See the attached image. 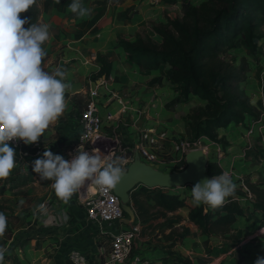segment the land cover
Masks as SVG:
<instances>
[{
  "label": "rangeland",
  "instance_id": "obj_1",
  "mask_svg": "<svg viewBox=\"0 0 264 264\" xmlns=\"http://www.w3.org/2000/svg\"><path fill=\"white\" fill-rule=\"evenodd\" d=\"M86 1H89L91 4H100L101 8L105 10L104 14L98 20H96L94 24L89 25V29L92 30L97 29L100 26L107 25L115 12L121 13L124 9L132 6L131 9L127 10L128 18L126 19H131V17L136 14V16L140 17L139 25L131 33L122 32L121 34L116 35H122L125 38L127 36H130L128 38L130 40H133L135 33L138 32L143 36L151 37L156 42H160L161 38L152 30V26L159 23H166L168 19L180 17L182 15L181 1H177L174 4H166L162 2V0ZM204 1L206 0H189L190 4L192 5H199ZM36 4L38 11L36 21L37 24H46L45 19L50 6L63 5L61 3H54V0H37ZM262 32L263 39L259 42V48L256 50V52L250 53L246 51L245 48L239 43L236 48L231 49L224 53V55H222L223 59L228 63L233 60L234 64L237 66L238 69L235 71V73L237 74V78L241 79V86L244 89V93L248 96L250 103L255 106L257 112H259V115L256 118L260 117L262 113V110L259 111L258 107L254 103L257 102V100H262V95H260L259 92V90L262 88L258 80H262V78L264 77V25L262 26ZM88 52V54L91 53L90 51ZM88 54L86 56L87 58H89ZM165 68L166 66H162L161 71L157 70L154 73L155 75L153 77H150L149 79L159 78V75L162 76V69ZM100 78L101 77L97 79L100 80ZM234 82L235 80L232 83L234 84ZM172 88L175 89L173 83ZM87 90L88 87L80 92H76L72 95L70 94L67 98H65L67 105L66 109L68 110V113H65L58 119V121L63 122L64 127L71 128L73 124H78V121L80 120L82 114V110L86 102L88 101V95L86 93ZM136 92L138 97L139 91ZM118 95L120 96V94ZM182 100L185 103H192V106H203L208 111H210L207 102L200 101L192 95H189L187 98H183ZM252 101H254V103ZM128 116L124 118V121L126 119V121L131 124L132 121H129L130 118ZM141 118H144L145 120L147 119V116H142ZM140 120L143 121L142 119ZM139 124L144 125L140 122ZM162 124L165 128L171 131V128L167 123ZM233 127L235 126H230V129L228 130H225L223 128H220L223 129L222 131H220L219 129L217 130L218 136H224L225 141L228 143L227 146H222L210 140H200V145H206L207 147V174L209 178L213 175L221 174L222 172H228L233 178L234 182L237 184L234 200H237V202L242 206V218L241 216L238 217L236 223H234L235 227H232L233 224L229 227H223L221 225L214 226L215 232L212 235L219 237V239L210 240L209 237L212 235L203 234L198 226L189 219V212L194 207L191 204V188L193 184L190 186L188 185L183 191L185 205L178 208L173 213H167L169 217L174 215H178L180 217V221L174 225L173 229L164 226V217H154V213L156 212L155 209L150 211L149 215L146 218L147 222L141 223L142 246L143 248L145 246V248L143 249L144 256L145 259L149 260V262L151 261L157 263V261L160 260V254L165 252L167 253L166 264H198V262L201 261L205 262V264H230L225 261L226 259H228L227 256H225L224 259L221 257V254L223 252L229 251L230 253H228V256L230 258L228 260L230 262L233 261L231 264H242L243 258L241 256V248L248 249L242 253H247L248 251H250V249L252 250L253 240H256V242L260 241L259 247H262L259 249H255V253L264 255V231H257L264 225V217L262 216L261 211L256 204L250 206L247 201L248 194L251 193V191L247 187V182L255 184L258 183L262 185L264 184V165H258L260 163L258 159L263 156L261 155L258 158L259 152L257 153L252 147L253 141L254 143L256 142L255 148L257 149V147H259L260 136H257V139H259V141L253 138L250 139L252 140L250 141L252 146L251 148H248L246 151L247 153L244 154L243 151H245V149L248 147V145L245 146L244 142H247V139L251 136L249 137L247 135L246 126L239 125L235 128ZM56 128L57 126L53 128L54 130L52 132V135L59 138L56 139L53 148L50 150L54 154H60L64 156V158H66V150L72 149V147L77 142V138L75 136H67L61 138L59 134L60 131H58V129ZM119 128L121 127L118 126L115 129L104 128L103 130L112 133V130L114 132H119ZM257 128L259 127L256 126L255 129ZM42 138L45 141H47L46 139H48L46 137H43V135L41 139ZM51 138L52 140H54L53 137ZM119 139H121V137H119ZM118 144H121V148H123L124 145L122 140H119ZM107 145L111 149L115 150L114 155H123V153L119 150V147H117L115 143L110 142ZM167 145H170V143L167 142ZM85 147L88 146L85 144ZM185 165V161L183 160V163L179 161L175 164H168V166L160 165L158 168L164 171H174L181 169V167L183 168ZM30 168L31 165H28L26 163H17L16 167L11 171L9 177L5 180H0V187L2 189V191L0 192V204L6 207L5 211L3 212L6 213L7 218V228L5 231V235L3 237H0V246H4L8 249V251L5 253L4 264H51V261L46 259L47 257H49L48 254L45 252V250H43V246L45 245H43L42 241L38 239V237L43 235V227L39 222L40 216L33 215V209L36 205L45 203L47 206V204H49V201H51L52 203L54 202L55 204L63 205L65 209H72L73 212L75 210H80L83 212V207L80 205L77 198L78 192H75L71 197L69 203L65 204L56 196L54 190L51 188V181H40L39 175L35 172L32 174L31 179L28 180L26 184L13 186L17 183L15 180L16 176L21 175L22 173L23 175L21 176H24V174H26V172H28ZM133 190H141L145 192L143 193L144 195L140 194L141 199H144L145 196L151 197L152 194L156 191V189L145 191L143 185L141 184L136 185ZM165 191L168 192L167 189H165ZM171 191L174 190L172 189ZM252 198L255 199L254 196ZM228 200H232V197H229ZM21 201H23V203H21ZM127 213L128 214H126V216H130V213ZM252 220H255V222L257 223L254 224L253 222L252 226H247L246 221ZM241 225L243 226L242 228H244V231L241 229ZM59 226H61V224H58V226L57 224L50 225L51 228H59ZM85 226V228H87V225ZM184 227H187L189 229V232L185 237L181 238L180 236L183 232ZM53 230L50 229V232H48L52 235L51 238L56 237L54 234L56 231L54 232ZM251 230H253V233H255L256 235L253 238L246 236L247 231L251 232ZM202 234L206 235L207 237H201ZM222 239L227 240L228 244L226 246V249H224L225 244L223 242L221 243L220 241ZM104 241L106 240L103 235H94V246L100 245ZM242 241L243 243L245 241L246 244L241 245L242 247L239 246V248L238 244ZM200 244H203L204 249L197 250L196 248H198L197 246H199ZM211 244L215 246L212 248L210 247ZM234 246L237 247L234 248ZM39 252H41V254ZM50 254L51 252H49V255ZM243 256L244 258H247L250 256V253ZM215 258L218 259L217 262ZM212 261H214V263Z\"/></svg>",
  "mask_w": 264,
  "mask_h": 264
},
{
  "label": "trees",
  "instance_id": "obj_2",
  "mask_svg": "<svg viewBox=\"0 0 264 264\" xmlns=\"http://www.w3.org/2000/svg\"><path fill=\"white\" fill-rule=\"evenodd\" d=\"M177 1H181L182 15L152 26V30L161 37L160 42L136 32L133 40L118 35L116 46L125 52L127 61L134 63L140 70L161 71V67L166 66L161 75L173 83L178 96L187 98L193 95L207 102L210 111L203 106H192L183 116L184 124L190 131L191 139L205 137L227 146L224 136H218L217 130L229 125L246 126L247 120L256 118L259 112L244 93L241 79L235 73L237 66L233 60L228 63L222 55L236 48L239 43L246 51L256 52L263 39L264 0H206L199 5H192L189 0H162L166 4ZM71 2L60 0L61 4L67 6ZM36 5L20 13V17H31L32 22L36 23ZM131 7L121 12L122 17L128 18L127 10ZM95 61L98 69L90 72L88 78L92 81L102 76L108 79L111 61L100 53L96 54ZM33 173L31 167L24 176H21L23 173L17 175V183L13 186L26 184ZM143 187L145 191H156L144 199L140 197L144 191L133 190L130 194L131 204L141 223L147 222L150 211L155 209L154 217H164V226L173 229L180 217H169L167 213H173L184 206V198L157 187ZM247 187L255 196V204L264 217V184L247 182ZM229 201L216 211L205 212V206L194 207L189 212V219L203 234L212 235L215 232L214 226L229 227L238 217H242L241 205L235 200ZM5 209L0 204V212ZM124 213L128 214L125 210ZM188 232L189 229L184 227L180 237H185Z\"/></svg>",
  "mask_w": 264,
  "mask_h": 264
},
{
  "label": "clouds",
  "instance_id": "obj_3",
  "mask_svg": "<svg viewBox=\"0 0 264 264\" xmlns=\"http://www.w3.org/2000/svg\"><path fill=\"white\" fill-rule=\"evenodd\" d=\"M35 3L36 0H0V180L7 179L16 167V151L9 141L21 140L25 145L38 142L49 125L63 115L67 106L65 93L71 87L64 69L57 67L50 73L42 67L46 56L42 45L49 39V25L20 17ZM68 8L79 18L93 14L82 0H72ZM127 164L123 156L105 154L100 148L94 147L89 153L84 143L70 160L54 154L47 146L40 157L31 161L32 171L40 181L50 180L51 188L65 204L87 181L105 190L114 189L126 175ZM236 189L230 174L222 172L192 186L191 204L205 206V212L216 211L230 202L229 197L235 198ZM33 215L47 216L46 204L36 205ZM6 228L7 218L0 212V237ZM7 251L0 246V264H4ZM254 264H264V257L258 256Z\"/></svg>",
  "mask_w": 264,
  "mask_h": 264
},
{
  "label": "crops",
  "instance_id": "obj_4",
  "mask_svg": "<svg viewBox=\"0 0 264 264\" xmlns=\"http://www.w3.org/2000/svg\"><path fill=\"white\" fill-rule=\"evenodd\" d=\"M82 3L85 7L92 9L93 14L88 18L77 17L69 10L68 6L52 5L49 7V11L45 19V23L49 25V39L42 45L46 52V56L42 62V67L50 73L57 67L66 71V81L70 83L71 87L66 91L65 98H67L70 94L72 95L76 92H80L87 87H94V84L97 83L98 79L91 81L88 78L90 72L98 69L95 61L86 57L89 53L88 51L95 54H105L112 63L111 73L109 78L106 79L108 81L103 80L99 88V92L101 94L100 100L102 102H104V98L106 97L111 99L106 102V107L101 110V115L104 118V124L108 125L106 128H111L110 125H113V127H121L118 129L119 137H121V140L125 143L129 141L130 134L132 132L131 125L128 121H126V119L124 121L125 117H119V114L116 111V101L113 98L115 94H120V96L124 95L123 97L125 100L129 101L133 108L129 112V121H133L137 117L134 110H136L135 108H138L140 123L157 124L158 122L163 121L162 123H167L170 126L172 132L178 133L182 136H190V131L186 129V126L183 124V116L189 111L193 104L190 102H183V97L178 96L177 91L172 88V83L166 80L163 76L159 75V78L149 79L155 75L154 73L157 70H140L134 63L127 61L126 54L121 48L115 46L117 38L116 35L121 34L122 32H133L140 23V17L134 14L131 19H126L122 17L120 12H115L107 25L100 26L97 29L92 30L89 29V25L94 24V22L104 14L105 10L101 8L100 4H91L86 0H82ZM129 37L130 36H127L126 38ZM258 81L262 88L259 90L260 95H262V100H257L254 104L258 107L259 111H263L264 77L262 80ZM136 91H139L138 97ZM193 97L203 101L197 96ZM65 113H68L67 109H65L63 115ZM107 115H109L110 118H107ZM142 116H147V119L144 120V118H141ZM56 126V129L60 131L59 134L61 138L75 136L77 132V124H73L71 128H66L64 127L63 122L58 120L51 123L43 133V137L48 138L46 139L47 141L43 138L39 139L43 150H45V147L47 146L49 149H52L56 139L59 138L52 135L54 130L53 128ZM230 126L231 125L223 129L228 130L230 129ZM223 129L219 128L220 131ZM260 131L262 132L256 130L252 138L259 141L257 136H260L259 147H257V149L255 148V142L253 144V149L257 153L259 152L258 158L261 155L263 156L258 159L260 163H256L263 166L264 123H262ZM51 137H53L54 140H52ZM30 146L31 144H24L26 149L33 152L34 148H31ZM243 153L245 154V151H243ZM38 157L31 156L29 159L33 161ZM27 160L28 159L25 158L24 163L27 164ZM160 189L165 191L166 188ZM47 209L48 215L40 216L39 218V222L43 227V235L38 237V239L42 241L43 245H45L43 246V250H45L48 254L49 257L46 259L50 260L51 264H61L66 251L70 248H79L82 250L88 249L90 251L94 250L96 247L94 246V234L85 228V225L88 227L90 224L84 220L82 211L75 210L73 212L72 209H65L63 205L55 204L51 201L47 204ZM65 217H67V219H65ZM246 222L249 227L252 226L253 222L254 224L257 223L255 220ZM53 224H57V226L58 224H61V226H59V228H51L50 225ZM232 227H235L234 223ZM242 227L243 226L241 225V229L243 230L244 228ZM50 229H54V232L56 231L54 233L56 237L51 238L52 235L48 233L50 232ZM257 231H264V225ZM246 236L253 238L256 235L253 233V230H251V232L247 231ZM201 237L204 238L207 236L202 234ZM259 243L260 241L256 242V240H253L252 250L250 249L247 253L242 252L248 249L241 248V256L243 258L242 264H254L258 256L264 257V255L260 253H255V249L262 248L261 246L259 247ZM224 244V249H226L228 243L226 242ZM245 244V241L244 243L242 241L238 244V247H242L241 245ZM214 246L215 245L211 244L210 247L213 248ZM197 247V250L204 249L203 244H200ZM236 247L237 246H234V248ZM49 252H51V256L49 255ZM39 253L41 254V252ZM228 253L230 252H223L221 257L224 259V257L227 256L229 259L230 257L228 256ZM248 253H250V256L244 258L243 255ZM166 258L167 256L162 257V261L165 262V264L167 262ZM228 259L225 261L231 264L233 261L230 262ZM215 260L216 262L218 261L217 258H215ZM212 262L214 263V261Z\"/></svg>",
  "mask_w": 264,
  "mask_h": 264
},
{
  "label": "built area",
  "instance_id": "obj_5",
  "mask_svg": "<svg viewBox=\"0 0 264 264\" xmlns=\"http://www.w3.org/2000/svg\"><path fill=\"white\" fill-rule=\"evenodd\" d=\"M88 56L93 60L96 58V54L92 52ZM102 81L100 79L99 83H95L94 87L88 88L86 92L88 101L77 124V132L75 134L77 142L72 149L66 150V160H70L72 155H75V150L81 143H84V148L88 152L96 147L100 148L105 154L114 155L115 150L107 145L113 142L119 147V150L123 153L122 156L127 159L128 163L133 158V151L136 150L140 160L156 168L160 165L168 166V164H175L179 161L183 163L184 155L196 148H201L206 153V145H200V140H204L203 137L193 140L190 136H182L169 131L162 122L140 125L138 108L134 110L137 117L130 124L132 128L130 139L126 143L123 142L124 146L121 148L122 145L118 144L119 140H121L119 139V132L112 130V133H109L103 130L108 125L104 124L101 110L106 107V102L111 99L106 97L104 102L100 100L99 88ZM113 98L117 103L116 111L119 117L128 116V112L133 109L130 102L118 94H115ZM107 118H110V116L107 115ZM262 123H264V110L260 117L247 120V135L251 137L247 139V142H244L245 146L248 145L245 153L248 148H251L252 144L250 141L252 140L250 139L256 130L260 132ZM256 126L259 128L255 129ZM110 127L116 128L113 125H110ZM167 142L170 145H167ZM85 144L88 147H85ZM9 145L16 151V164L24 163V159L27 158V164L31 165L32 160L29 157H40L43 153L39 141L31 144L30 147L34 148L33 152L26 149L21 140L9 141ZM88 184H92L91 181H87L83 188L77 191L78 201L83 207V218L90 224L87 230L97 236L98 234L103 235L106 241L96 245L94 250L91 251L88 249L70 248L66 251L61 264H165L162 261V257L167 256L165 252L160 254V260L157 263L149 262V260L145 259L141 240L142 224L134 207L130 204L131 213L130 216H126L121 207L119 197L112 189L105 190L92 184L95 187V191L90 193L88 188H86ZM188 185L192 184L166 189L169 193L178 194L184 198L183 191ZM253 196L251 193L248 194L247 201L250 206L255 205Z\"/></svg>",
  "mask_w": 264,
  "mask_h": 264
},
{
  "label": "water",
  "instance_id": "obj_6",
  "mask_svg": "<svg viewBox=\"0 0 264 264\" xmlns=\"http://www.w3.org/2000/svg\"><path fill=\"white\" fill-rule=\"evenodd\" d=\"M101 80H105L104 76ZM100 80H97L99 83ZM133 158L128 163L127 173L116 185L113 192L119 197L121 207L131 213L130 194L134 187L141 184L147 188L182 187L187 184L209 178L207 174V154L201 148L188 151L184 155L185 166L174 171H164L140 160L137 151H133ZM83 188V187H82ZM210 240H218L217 236H210ZM222 242L226 243L225 239Z\"/></svg>",
  "mask_w": 264,
  "mask_h": 264
},
{
  "label": "bare ground",
  "instance_id": "obj_7",
  "mask_svg": "<svg viewBox=\"0 0 264 264\" xmlns=\"http://www.w3.org/2000/svg\"><path fill=\"white\" fill-rule=\"evenodd\" d=\"M203 138H204L205 141L208 140V139L205 138V137H203ZM205 149H207V147H205ZM89 153H91V151H90ZM86 188H88V191H89L90 193H93V192L95 191V187H94L92 184H88V185L86 186ZM221 241H222V240H221Z\"/></svg>",
  "mask_w": 264,
  "mask_h": 264
}]
</instances>
